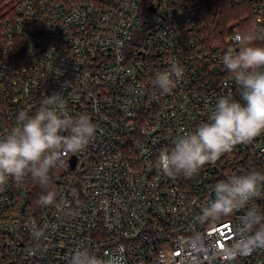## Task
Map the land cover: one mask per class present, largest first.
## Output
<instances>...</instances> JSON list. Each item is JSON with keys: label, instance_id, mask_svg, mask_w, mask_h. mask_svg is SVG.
Wrapping results in <instances>:
<instances>
[{"label": "built area", "instance_id": "2783aa9c", "mask_svg": "<svg viewBox=\"0 0 264 264\" xmlns=\"http://www.w3.org/2000/svg\"><path fill=\"white\" fill-rule=\"evenodd\" d=\"M219 2L247 15L212 40L201 20ZM238 32L264 46V0H0V137L54 92L72 117L97 125L88 147L50 172L54 205L37 203L30 177L0 190V264H69L80 247L112 264H264V249L235 260L224 252L264 199L199 219L218 181L264 172V134L192 177L156 165L220 96L238 98L222 64ZM170 61L184 76L161 95L154 79Z\"/></svg>", "mask_w": 264, "mask_h": 264}, {"label": "clouds", "instance_id": "9594fccd", "mask_svg": "<svg viewBox=\"0 0 264 264\" xmlns=\"http://www.w3.org/2000/svg\"><path fill=\"white\" fill-rule=\"evenodd\" d=\"M232 39L235 46L224 52L222 64L237 85L238 98L231 94L220 96L205 122L175 136L171 146L160 151L156 165L164 176L192 177L238 145L251 144L264 134V46H258L257 36L250 32H238ZM169 63L154 79L161 95L171 93L184 76L178 62ZM64 105L61 93L54 92L43 96L34 114L19 111L15 126L0 137V190L9 180L21 183L30 177L44 190L37 203L55 204L50 172L62 167L69 154L84 151L97 131L88 115L72 117ZM211 191L199 219L216 222L233 215L250 201L264 199V172L232 173L218 181ZM237 237L224 249L230 260L264 249V211L249 207L238 226ZM69 264H112V261L80 247L71 255Z\"/></svg>", "mask_w": 264, "mask_h": 264}, {"label": "trees", "instance_id": "16d2710c", "mask_svg": "<svg viewBox=\"0 0 264 264\" xmlns=\"http://www.w3.org/2000/svg\"><path fill=\"white\" fill-rule=\"evenodd\" d=\"M238 8H234L226 2H219L213 9L205 13L201 20L203 34L212 40L220 39L228 30L229 25L239 17ZM44 190L36 184L35 196L38 201Z\"/></svg>", "mask_w": 264, "mask_h": 264}, {"label": "rangeland", "instance_id": "374dc122", "mask_svg": "<svg viewBox=\"0 0 264 264\" xmlns=\"http://www.w3.org/2000/svg\"><path fill=\"white\" fill-rule=\"evenodd\" d=\"M246 15H247L246 12H242V13L240 14L239 18L245 17Z\"/></svg>", "mask_w": 264, "mask_h": 264}]
</instances>
